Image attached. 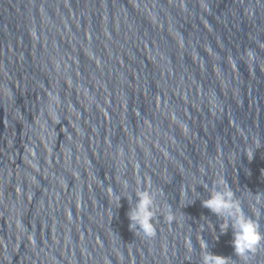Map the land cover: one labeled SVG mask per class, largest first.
Instances as JSON below:
<instances>
[{
	"label": "water",
	"instance_id": "95a60500",
	"mask_svg": "<svg viewBox=\"0 0 264 264\" xmlns=\"http://www.w3.org/2000/svg\"><path fill=\"white\" fill-rule=\"evenodd\" d=\"M221 179L264 233V0H0V264H264L202 206Z\"/></svg>",
	"mask_w": 264,
	"mask_h": 264
},
{
	"label": "clouds",
	"instance_id": "9594fccd",
	"mask_svg": "<svg viewBox=\"0 0 264 264\" xmlns=\"http://www.w3.org/2000/svg\"><path fill=\"white\" fill-rule=\"evenodd\" d=\"M247 55L251 61L254 60L253 50L249 49ZM185 129H187V125H185ZM247 157L249 160L253 158L252 149L247 151ZM141 182L142 181H138V184H141ZM143 185H146L143 189L137 187L135 206L130 207L127 213L130 221L129 229L135 234L142 233L144 237L152 238L156 235L154 223L157 211L155 204L156 193L151 190L150 178L147 181H143ZM122 187L124 191L128 189L129 183L126 179L122 181ZM204 188L208 189V185L205 184ZM208 191V198L201 200L202 206L210 210L211 213L215 214L217 218L222 221L219 224V229L222 234L226 233L228 229L231 228L233 236L231 243L235 255L247 260L248 257L255 254L257 248L261 245V241H264V233L260 231L258 220L254 219L252 216L246 215L241 207L240 200L235 197L234 192L223 179L213 184ZM109 192L111 197L120 206L119 202L121 196L114 195L113 189L111 188ZM257 196L259 202L260 195L258 194ZM174 219H176V216L169 206L167 209V220L172 222ZM200 227L202 232L204 225ZM208 229L214 231L213 224L209 221ZM197 240L199 248L201 249V264H231L232 260L230 258L210 252L208 250V244L200 235ZM185 246L189 252L192 251V243L188 237L185 240Z\"/></svg>",
	"mask_w": 264,
	"mask_h": 264
}]
</instances>
